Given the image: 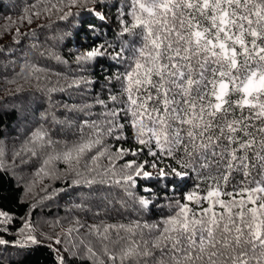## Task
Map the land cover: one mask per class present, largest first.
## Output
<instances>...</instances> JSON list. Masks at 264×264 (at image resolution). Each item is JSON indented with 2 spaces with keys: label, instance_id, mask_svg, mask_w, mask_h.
<instances>
[{
  "label": "snow or ice",
  "instance_id": "1",
  "mask_svg": "<svg viewBox=\"0 0 264 264\" xmlns=\"http://www.w3.org/2000/svg\"><path fill=\"white\" fill-rule=\"evenodd\" d=\"M129 5L130 10L123 6L117 10L122 25L118 35H140L139 46L133 41L109 52L115 46L101 44L75 56L78 69L102 56L131 60L114 77L120 83L119 93L109 91L107 100L97 95L94 103L62 102L66 111L61 120L55 112L58 105L51 106V94L80 89L92 81L55 73L53 83L49 69L24 62V75L17 77L35 78L34 91L47 95L51 108L41 114L42 122L19 149H13L12 166L17 159L21 164L35 159L39 166L34 176L65 185L51 192L45 186L41 199L71 190L79 199V203L73 201V208L85 214L93 207L112 204L109 197L114 188L133 196L131 189L138 187V179H155L147 167L155 169L156 161L163 159L176 165L159 169L165 189L185 185L191 173L207 187L201 189L197 183L183 201L170 200L171 214L158 223L85 224L76 220L79 227L67 229V236L73 232L79 236L80 229L87 228L86 236L67 242L59 235L47 237L53 242L48 247L57 264H66L63 252H70L80 264H264V0H129ZM105 6V0H34L17 19L5 17L0 33L14 27L13 41L19 43L23 35H36L35 30L20 32L25 21L30 25L34 19L50 20L53 15L67 20L78 14L72 8L104 20L98 9ZM93 28L90 24L89 29ZM40 55L67 63L52 52ZM17 77L8 82L17 84ZM22 91L17 84L16 92ZM96 105L102 109L99 119H93ZM55 126H59L57 131H53ZM129 139L135 144L123 147ZM145 149L153 157L151 164L125 159L138 157ZM7 151L6 143L0 141L3 171H7ZM121 160L124 163L118 165ZM253 171L262 178L249 179ZM233 173H242L239 185L232 183ZM144 192L156 195L151 187ZM137 202L147 209L153 200L141 195ZM99 216V211L93 213V219ZM12 221L0 209V232H8ZM136 229H141V236L143 229L157 235L142 244L130 240L116 252L112 233L119 237L123 230L135 236ZM32 231L25 218L17 233L20 238L11 243L39 245L41 240ZM89 237H95L99 249ZM9 243L0 238V245ZM62 243L63 251L53 247Z\"/></svg>",
  "mask_w": 264,
  "mask_h": 264
},
{
  "label": "trees",
  "instance_id": "2",
  "mask_svg": "<svg viewBox=\"0 0 264 264\" xmlns=\"http://www.w3.org/2000/svg\"><path fill=\"white\" fill-rule=\"evenodd\" d=\"M34 2V0H0V26L6 23L5 17L11 16L14 20L22 14V9L25 5ZM106 6L98 9L106 18L100 20L98 16L87 12H78V9L72 8L77 15L70 16L67 20H59L56 15H53L49 20L47 17L34 19L32 24L26 21L20 25V32L27 33L30 30H35V36L23 35L20 37V42L15 43L13 36L15 28L7 33H0V141L6 143L8 151L5 155V164L7 171L0 170V209L7 211L13 221L7 225L8 232H0V238H3L10 243L0 245V264H57V259L53 251L48 247L52 244V240L47 237H56L59 235L65 242L71 238L79 239V236L87 235V228H81L79 236L76 232L67 236V229L79 227L75 221L79 220L85 224H124L129 225L133 221H139L143 224L145 221L149 224L158 223L162 218L171 214L169 201L181 200L184 195L190 191L195 184L199 183L201 189L207 187V183H202L197 179L195 173H191V179L187 180L185 185L173 189L171 185L165 189V183L159 177V169L165 168L171 163L175 167L174 161L163 159L156 161L157 168L147 167V171L153 173L155 179L151 182L138 179V187L131 189L133 196L127 195L121 188L112 189L109 199L113 201L105 208L93 207L91 213L85 214L73 208V201L79 203L77 194L71 190L59 192L51 199H41L45 193V186L51 188L64 189L63 181H54L47 177L34 176L35 169L39 166L35 159L28 164H21L20 160L15 161V167L12 166V151L19 149L21 143L30 134L34 128L42 122L41 114L46 110H50L51 106L55 107L56 115L59 119H64L65 109L62 102L69 104L94 103L97 95L100 98L107 100L109 91L112 94H117L120 91V83L114 77L118 72H123L127 63L131 60L121 62L113 60L110 57H97L92 61L87 62L82 68L77 67L75 56L82 51H87L94 46L104 44H112L114 49H108L109 52L119 51L120 45L134 41L135 46L141 44L140 35L132 37L131 34L119 36L122 25L121 17L118 16L117 10L120 7H125V10H130L129 0H105ZM115 4L116 7H112ZM128 23H132L131 16L124 17ZM48 25L43 28H38L37 25ZM93 25V29H89V25ZM139 33L140 29H136ZM34 45H37L34 47ZM41 52H52L61 57L62 63L56 61L52 56H41ZM131 51L128 56L131 57ZM25 61H32L38 67L47 68L50 70V79L55 83L57 77L55 73H62L69 79L73 76L79 78L84 76L92 81L91 84L84 85L80 89H70L64 93H52V104L50 106L48 97L45 94L34 91L32 85L36 83L35 78L30 80L20 79L17 74L23 76L21 67ZM17 77V84L23 87V91L16 92L17 84L9 83L8 81ZM112 79H109V78ZM64 80L61 79V83ZM102 111L101 106L96 105L93 109V119H99L98 113ZM51 121L49 120V124ZM59 126H55L53 131H57ZM131 129H129V134ZM135 142L129 139L128 143H124L123 147L128 148L134 145ZM136 147H139L136 145ZM125 159H135L138 163L148 161L153 162V157L148 155L147 149L138 157L131 155ZM124 161H118L117 164H123ZM63 167V165H59ZM215 174V169L213 170ZM257 180L261 179L256 171H253L252 177ZM242 173H233L232 183L239 185L243 180ZM33 181L35 183L33 184ZM31 185V191L29 186ZM145 187H151L156 194L152 196L144 192ZM229 185V190H231ZM201 195L204 193L201 192ZM144 195L146 198L153 200V203L147 209L142 208L137 202L138 197ZM227 199V197H225ZM35 205V206H33ZM206 207L207 204L205 203ZM219 206H217L218 210ZM99 211L100 216L93 219V213ZM27 219L31 224V234L37 236L41 240L39 245H28L21 247L14 245L11 242L19 239L18 230L23 227L24 219ZM136 229V235L120 232L119 237L115 232L112 233V239L117 241L112 247L116 252L126 246L130 240L141 242L147 240L151 242L157 233L149 232L143 229ZM26 234L28 230H25ZM123 237V239H121ZM99 249V242L95 237H89ZM59 247L62 251L65 244L53 245ZM66 264H80L77 257H73L70 252H63ZM151 264V262H149Z\"/></svg>",
  "mask_w": 264,
  "mask_h": 264
}]
</instances>
